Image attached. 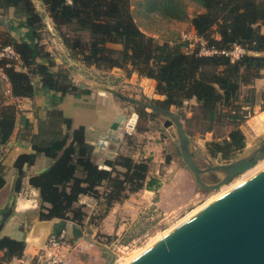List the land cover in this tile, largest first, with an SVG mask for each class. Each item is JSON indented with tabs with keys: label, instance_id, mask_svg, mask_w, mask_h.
<instances>
[{
	"label": "trees",
	"instance_id": "obj_1",
	"mask_svg": "<svg viewBox=\"0 0 264 264\" xmlns=\"http://www.w3.org/2000/svg\"><path fill=\"white\" fill-rule=\"evenodd\" d=\"M145 1L141 7H146L147 14L155 12L169 22H188L207 48L222 52L239 46L246 53L234 61L222 53L201 56L200 45L190 50V42L183 39L160 45L137 24L132 0H42L75 59L99 70L131 66L139 77L157 82V92L165 97L160 104L163 108L175 106L182 110L186 102L188 107L195 102L190 107L193 116H182L185 131L190 137L206 135L224 124L225 129L229 128L224 142H212L209 148L217 156L222 154L223 159H232L246 148L247 139L241 130L246 116L243 107L254 105L255 94L249 86L261 78L264 70V0ZM191 3L200 10L192 16ZM11 9L16 10L37 41L19 42L10 30L0 34V47L11 46L19 56L17 61L0 59L12 95L34 98L37 77L44 88L62 97L77 93L71 73L64 68L55 70L42 43L44 22L34 1L0 0V15H7ZM4 24L0 21V26ZM111 44L122 48H110ZM40 58L47 63H39ZM244 88L249 97L242 96ZM19 113L16 105H6L1 100L0 147L11 140ZM49 118L50 124L41 126V142L32 146L34 153L19 156L14 164L19 191L26 176L24 169L33 166L39 155L53 160L46 171L30 179V185L40 192V220H63L82 226L88 217L86 207L80 204L82 196L103 201L106 215L132 194L160 186V181L150 176L149 161L119 155L106 162L109 170L100 168L83 127L73 129L72 121L60 110L51 112ZM166 161L169 163L171 156ZM4 168L0 163V191L6 185ZM4 250L0 264H8L12 257L23 254L21 245L12 253Z\"/></svg>",
	"mask_w": 264,
	"mask_h": 264
},
{
	"label": "crops",
	"instance_id": "obj_2",
	"mask_svg": "<svg viewBox=\"0 0 264 264\" xmlns=\"http://www.w3.org/2000/svg\"><path fill=\"white\" fill-rule=\"evenodd\" d=\"M33 1L45 25L46 31L42 43L55 63V70L63 68L61 65L64 64L71 73L78 92L62 97L60 94L44 88L41 79L37 77L34 79L35 97L32 99L17 98L12 95L11 85L0 68V106L3 99L6 105H16L20 111L11 140L7 145L0 147V163L5 167L6 180L5 187L0 191V222L2 220L1 212L6 210L9 199L14 197L11 215L0 231V256L4 254V249L12 253L21 245L25 256L33 258L45 246L51 234L67 230L70 243H78L81 249L76 251L70 247L67 252L68 258L73 262L101 264L97 243L100 236L122 241L125 240L124 238L131 239L137 231L145 226L147 217L144 213L146 210L154 209L155 201L165 209L169 207L171 209L172 206H182L183 202L195 201L199 194L190 192L189 195L186 194L188 196L186 197L184 193L187 191L186 187L191 188L195 181L191 171L184 164L181 165L178 162L177 157L180 156V151L176 140H173L167 132H162L166 119L163 117L162 126L157 128L154 124L157 122L159 114L150 113L143 107L108 91L109 88L114 91H117L115 88H118L121 89L120 93L125 97L144 101L145 87L133 83L132 76L130 80L126 76V70L132 71V67L99 70L75 59L65 46L58 28L42 0ZM0 21L5 23L0 26V34L10 30L12 37L19 42H34V44L37 42L36 39H33L29 28L23 24V20L17 16L15 9H11L7 15H0ZM192 31V34H196L193 29ZM109 47L122 48L115 44H111ZM38 62L47 63L41 58L38 59ZM72 66H75L74 70L71 69ZM79 71L98 77L101 83L84 78L79 74ZM261 75V78L256 79L249 86L255 94L254 105L243 107L244 111H251V115L253 114L255 117L264 113V70ZM141 80L147 79L141 77ZM135 91L138 95L134 96L131 92ZM154 93L156 94L157 90ZM161 102L159 100L155 103L160 106ZM185 104L186 106L182 110L177 109L182 123L183 115L188 118L193 116L190 107L195 102H191L190 107H188V102ZM55 110H60L65 118L72 121L73 129L80 127L85 129L87 143L93 147L95 161L99 166L106 165L109 160L104 155L111 152L108 150L111 142L109 140L101 141V135L106 134L120 116L132 118L134 114H138L139 118L134 132L132 134L125 133L115 152V159L119 155H126L136 161H149L151 164L150 176L158 179L160 186L156 189H147L132 194L125 202L112 207L106 215L104 213L106 204L103 201L82 196L80 204L86 207L88 213L82 226L70 221L40 220L38 215L42 206L40 192L30 185V179L32 176L46 171L53 160L39 155L33 166L24 169L26 176L19 191L16 190L19 175L14 164L19 156L34 153L33 144L39 145L41 142V126L43 123L50 124L49 114ZM162 136L170 137V141H163ZM211 137V135H204L199 139L200 148L204 151L209 148ZM246 142L249 143L248 140ZM95 150L99 153L95 154ZM167 156H171L169 163L166 161ZM3 240L4 243H2ZM8 240L16 244H10Z\"/></svg>",
	"mask_w": 264,
	"mask_h": 264
},
{
	"label": "water",
	"instance_id": "obj_3",
	"mask_svg": "<svg viewBox=\"0 0 264 264\" xmlns=\"http://www.w3.org/2000/svg\"><path fill=\"white\" fill-rule=\"evenodd\" d=\"M56 29V28H55ZM75 68L72 66L71 69ZM74 70V69H73ZM84 78L100 82L98 77L79 71ZM141 80L138 74L132 76V82L145 87L144 101L127 98L120 92H109L137 104L148 112H156L166 120L162 132L178 141L180 155L186 167L194 175L196 183L205 190L218 191L231 184L235 179L255 168L264 160V113L255 117L248 129L242 126L246 139L253 143L250 149H244L236 159H223L217 156V165L201 168L194 158L193 142L185 131L181 117L175 106L163 108L156 101L165 97L154 91L157 82L146 78ZM151 87V88H150ZM139 115L132 118L120 116L113 127L101 135V141L109 140L108 160L115 159V152L125 133L132 134ZM262 135L254 141L255 136ZM198 134L196 140L203 138ZM99 151L95 150V154ZM101 153V152H100ZM100 168L109 170L107 165ZM219 172L223 178L216 184H207L204 176ZM14 197L9 199L6 210L1 212L0 231L11 215ZM128 264H264V169L238 184L199 212L188 218L171 232L166 234Z\"/></svg>",
	"mask_w": 264,
	"mask_h": 264
},
{
	"label": "rangeland",
	"instance_id": "obj_4",
	"mask_svg": "<svg viewBox=\"0 0 264 264\" xmlns=\"http://www.w3.org/2000/svg\"><path fill=\"white\" fill-rule=\"evenodd\" d=\"M141 4H143V5L146 4V1L145 0H132V9H133V12L135 15V20H136L137 24L139 25V27L141 28V30L146 35H148L149 37L154 38L158 44L162 45L166 41H169L170 44H175V42H179L180 40H182V35L192 34L193 31H192V28L190 27V24L188 22H169L166 19H162L155 12L147 14L146 7L144 9L143 7H141ZM199 11L200 10L196 7V5H194L192 3L190 4L189 12H190L191 16L194 15L195 13L199 12ZM45 31L46 30H45V25H44V31L42 32V38H44L43 36H44ZM61 66L64 69H67V67L64 64H62ZM133 73L134 72H132L129 69L126 70V74H127L126 76H127L128 80H130L131 76H133L132 75ZM115 89L117 91L119 90V92H121L120 91L121 89H118V88H115ZM131 94L134 96L138 95L136 93V91L131 92ZM242 96H244V97L250 96V94L248 93V90L246 88L243 89V95ZM244 112H246V116L243 120L244 122H243L242 126H245L248 129V126H249L248 123L250 122V125H251L252 124L251 122L253 121L255 116H253V114L251 115V113H252L251 111H244ZM142 113H143V111H142ZM157 119L158 120L154 125L157 128H160L162 126L163 117L160 115H157ZM194 128L196 129V127H193V129ZM193 129L190 128V130H192V131H193ZM254 129H251V130L248 129L249 133L254 134ZM228 132H229V128L225 129L224 124L223 125L219 124V125H217V129L214 132L215 134L214 133H208L206 135H211L212 136L211 139L213 142H214V140L216 142L217 141L218 142H224V138H225L224 135H227ZM262 135L263 134H261L259 136H255L254 141L258 140V138L262 137ZM196 136H197V134L191 136V140L193 142V153H194V158H195V161L197 162V164L201 168H208V167L217 165V154L212 153V147L207 148L206 151L201 149L200 145L198 143V140H196ZM216 136L217 137L222 136V137H220V139H218V138H215ZM169 138H168V136H166V137L162 136L163 141L167 140L169 142L170 141ZM216 139H218V140H216ZM176 142L178 143V141H176ZM252 147H253V143L249 142L246 145L245 149H249V148L251 149ZM241 153L236 154L235 156L232 157V159H236ZM179 155H180V153H179ZM177 158H178V162L181 165H183L184 162H183L182 156L180 155ZM263 161H261L259 164H261ZM192 177L194 178L193 174H192ZM222 178H223V174H221L219 172H212V173H209V174L204 176V180L207 184H216ZM239 179H241V176L238 177L237 179H235L233 182L235 183ZM194 181H195V178H194ZM231 184H229V185H231ZM224 187H226V186H224ZM224 187H222V188H224ZM186 189H187V191L184 192L185 195L186 194L189 195L190 192H192V193L196 192L197 194H199L195 201H191L190 203H184L183 202L182 206H180V207L172 206L171 209H170V207L168 209L167 208L165 209L164 207H162L159 204V202L155 201L157 204L156 207L158 208V211L156 213H153L152 218H151V216H148L147 221H145L146 224H144L145 226L143 227L144 229L142 228L140 231H137L133 235V238H131V239L124 238L125 240H123V241L122 240H115V239H112V238H109L106 236H100L99 239L97 238L98 239L97 243H98L99 250H100L101 264H128L136 256L139 255L140 249L144 251L145 248L146 249L149 248L154 243H156L159 238L161 239V237H164L166 234L171 232L174 228H176L182 222H184L185 220H187L188 218H190L194 214H196L198 211H200L202 209V207L204 208L205 206H207V204H209L210 202L212 203L215 199L219 198L221 194L223 195L226 192H228L229 190H231V189H229L227 191L225 190L222 193H220L221 190H218V191L205 190V189L201 188L196 183V181H195V183H193L191 188L186 187ZM187 195H186V197H188ZM114 242H117L116 246L112 245V244H114Z\"/></svg>",
	"mask_w": 264,
	"mask_h": 264
},
{
	"label": "built area",
	"instance_id": "obj_5",
	"mask_svg": "<svg viewBox=\"0 0 264 264\" xmlns=\"http://www.w3.org/2000/svg\"><path fill=\"white\" fill-rule=\"evenodd\" d=\"M182 39L184 41L190 42V50H193L197 45H200L201 48L199 54L201 56L222 53L236 61L246 53L245 50L239 46H235L232 50L222 52H218L215 49H209L206 47V43L202 41L196 34L182 35ZM0 59L17 61L19 60V56L15 53L11 46L0 47ZM5 78L7 79L6 76ZM156 206L157 204L155 203L153 210H146L144 215L147 217V219L148 216H151L152 218L153 213L158 211ZM116 243L117 242H114L112 245L116 246ZM70 247L76 251L81 250L78 243H70L69 232L67 230H62L59 233L51 234L48 237L45 246L33 258H29L23 253L20 256L12 257L8 264H86L83 262H73L68 258L67 252Z\"/></svg>",
	"mask_w": 264,
	"mask_h": 264
},
{
	"label": "bare ground",
	"instance_id": "obj_6",
	"mask_svg": "<svg viewBox=\"0 0 264 264\" xmlns=\"http://www.w3.org/2000/svg\"><path fill=\"white\" fill-rule=\"evenodd\" d=\"M262 168L264 169V161L261 163V164H259V165H257L255 168H253L252 170H250V171H248L247 173H245L244 175H242L241 176V179H239L238 181H236L235 183L233 182L231 185H228V186H226V187H224V188H222L221 189V192L220 193H222V192H224L225 190L227 191V190H229V189H231L232 187L234 188V186H236V185H238V184H240V183H242V182H244L245 180H247L248 178H250V177H252L253 175H255L256 174V172L258 173L259 171H261L262 170ZM219 194V193H218ZM222 195V194H221ZM220 195V196H221ZM213 200V199H212ZM216 200V199H215ZM211 203V202H210ZM209 203V204H210ZM208 205V204H207ZM202 209H203V207H202ZM199 212V211H198ZM168 232V231H167ZM162 235V234H161ZM164 235V234H163ZM162 238V237H161ZM158 240H160V238L158 239ZM151 242V241H150ZM154 242V241H153ZM152 243V242H151ZM149 244V243H148ZM146 249V248H145ZM141 252H143V250H139V254L141 253ZM138 254V253H137ZM135 255V254H134ZM121 260V259H120Z\"/></svg>",
	"mask_w": 264,
	"mask_h": 264
}]
</instances>
